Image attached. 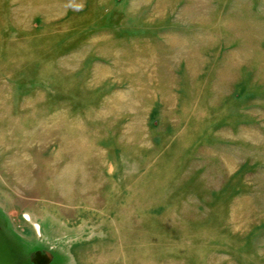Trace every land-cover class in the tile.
Here are the masks:
<instances>
[{"label":"rangeland","instance_id":"374dc122","mask_svg":"<svg viewBox=\"0 0 264 264\" xmlns=\"http://www.w3.org/2000/svg\"><path fill=\"white\" fill-rule=\"evenodd\" d=\"M0 135V264H264V0H0Z\"/></svg>","mask_w":264,"mask_h":264},{"label":"bare ground","instance_id":"6f19581e","mask_svg":"<svg viewBox=\"0 0 264 264\" xmlns=\"http://www.w3.org/2000/svg\"><path fill=\"white\" fill-rule=\"evenodd\" d=\"M165 6V5H164ZM172 8V7H171ZM24 9V8H23ZM168 9V8H167ZM27 10V9H26ZM55 11V10H54ZM57 11V10H56ZM161 12V11H160ZM25 13V12H24ZM161 14V13H160ZM27 15V14H26ZM30 16V15H29ZM161 16V15H160ZM186 16V14H185ZM47 17V16H46ZM51 17V16H49ZM189 19V18H188ZM194 19V18H193ZM25 25V24H24ZM251 27V26H250ZM168 36V35H167ZM206 39V38H205ZM166 41V40H165ZM164 41V42H165ZM180 45V44H179ZM176 46V45H175ZM188 46V45H187ZM174 48V47H173ZM175 49V48H174ZM180 50V49H179ZM102 53V52H101ZM183 53V52H182ZM192 53V52H191ZM196 53V52H195ZM194 54V52H193ZM188 55V54H187ZM191 55V54H190ZM179 56V55H178ZM182 56V55H181ZM189 56V55H188ZM197 56V55H196ZM233 56V55H232ZM236 56V55H235ZM195 57V56H194ZM187 58V57H186ZM192 59V58H191ZM197 59V58H196ZM187 62V61H186ZM192 62V61H191ZM231 64V63H230ZM160 65V64H159ZM164 65V64H163ZM154 67V66H153ZM157 67V66H156ZM155 67V68H156ZM162 68V67H161ZM154 69V68H153ZM99 70V69H97ZM152 70V69H151ZM157 70V69H156ZM167 70H170V69H167ZM166 71V69H165ZM97 72V71H96ZM131 72V71H130ZM147 72V71H146ZM154 72V71H152ZM99 73V72H98ZM104 73V72H103ZM144 73V72H143ZM170 73V72H169ZM195 73V72H194ZM100 74V73H99ZM108 74V73H107ZM123 74V73H121ZM101 75V74H100ZM114 75V74H113ZM124 75V74H123ZM150 75V74H149ZM148 75V76H149ZM172 75V74H171ZM190 75V74H189ZM97 76V75H96ZM102 76V75H101ZM152 76V75H151ZM161 76H164L163 74ZM193 76V75H192ZM99 77V76H98ZM145 77V76H144ZM171 77V76H170ZM188 77V76H187ZM190 77V76H189ZM148 78V77H147ZM169 78V76H168ZM172 78V77H171ZM170 78V79H171ZM191 79V78H190ZM128 80V79H127ZM145 81V80H144ZM221 81H225V77L221 76ZM219 83L221 84V82L219 81ZM212 84V83H211ZM151 85V84H150ZM213 85V84H212ZM224 85V84H223ZM217 86V85H216ZM221 86V85H220ZM150 87V86H149ZM148 88V87H147ZM139 89V88H138ZM138 89L136 91H138ZM142 89V88H141ZM154 90V89H153ZM213 90V88H212ZM215 90H218V88H216ZM149 91V90H148ZM221 91V90H220ZM134 96V95H133ZM218 96V93L217 91L215 92L213 98H209V100H213L215 97ZM114 99V98H113ZM114 102V101H112ZM117 102V101H116ZM115 102V103H116ZM120 103L122 104V102L120 101ZM127 103V102H126ZM113 104V103H112ZM111 105V104H110ZM110 105H109V108H110ZM116 105V104H115ZM112 106V105H111ZM115 107V106H114ZM112 109V108H111ZM109 109V110H111ZM114 109V108H113ZM112 109V110H113ZM121 109V108H120ZM99 110V109H98ZM118 111V110H117ZM121 111V110H120ZM102 112V110L100 111ZM169 112V111H168ZM107 113V112H106ZM114 113V112H113ZM112 113V114H113ZM119 113V112H118ZM168 115V114H167ZM171 115V114H170ZM167 117V116H166ZM168 119V118H167ZM13 120L15 121V119L13 118ZM135 120V119H134ZM138 120V119H137ZM13 121V122H14ZM69 121V120H68ZM131 122L133 120H130ZM65 122V121H63ZM137 123V121H136ZM65 124V123H64ZM53 126H58V128L60 127V124L57 122V121H53ZM65 126V125H64ZM63 126V127H64ZM12 127V126H11ZM62 127V128H63ZM133 127V125H132ZM68 128V127H67ZM127 129V127H126ZM134 130V129H133ZM72 131V130H71ZM128 131V130H127ZM138 131V129H137ZM22 132V131H21ZM62 132V131H61ZM60 132V133H61ZM3 134V133H2ZM64 134V133H63ZM129 134V133H128ZM67 135V134H66ZM77 135V134H76ZM121 135V134H120ZM126 135V134H125ZM1 136V135H0ZM128 136V135H127ZM135 136V135H134ZM64 137V136H63ZM66 137V136H65ZM74 137V136H73ZM125 137V136H124ZM131 137V136H130ZM139 137V136H138ZM129 138V137H128ZM134 138V137H133ZM61 139V137H60ZM140 139V138H139ZM143 139V137L141 138ZM32 140V139H31ZM66 141V140H65ZM132 141V140H131ZM138 141V140H137ZM9 141H0V148H5L6 146V150L8 149V143ZM64 142V141H62ZM67 142V141H66ZM78 142V141H77ZM142 142V141H141ZM32 141H22L21 143H17L15 144V149L9 154L5 155V157H3L5 160V162L2 164L1 166V169H2V172L3 174L5 175V177H12L14 180L17 181L18 183V186H17V189L20 191V192H28V187H29V184H30V178H31V172L33 170V167L32 166V163L31 161H29V165L25 163V158L26 156L28 155L29 153V149H30V145H31ZM57 143V142H56ZM143 143V142H142ZM76 144V143H75ZM80 145V144H79ZM71 146V145H70ZM77 147V146H76ZM92 147V144L90 146V144H82L80 146L81 149L84 148V150L86 151H89V148ZM75 148V147H74ZM74 150H77V149H74ZM80 150V149H79ZM93 151V150H92ZM94 152V157L98 162H100V158L97 156L98 153L93 151ZM69 153V152H68ZM77 153V152H76ZM84 154H86V156H91V158H93L92 154L89 153V152H84ZM97 154V155H96ZM8 156V157H7ZM85 156V155H84ZM7 157V158H6ZM70 157V156H69ZM56 158V157H55ZM68 158V157H67ZM83 158V157H82ZM72 159V158H71ZM94 159V160H95ZM74 160V159H73ZM95 160V161H96ZM77 164V163H76ZM79 167V165H76ZM72 165L70 164H66L62 169L59 170V173L60 175H62V177H65L67 176L66 178H64V181L62 180L63 184L61 185V187L63 188V192H65V194H67V191L69 192L71 188H73L74 186V192L76 193H80L82 192L83 194H86V197H89V198H93L94 199V196H93V193L92 191H94L95 189V182L92 183L91 182V178L87 176V174H85L83 171H80L78 174L76 173L77 170H79V168H77V170H75L76 172L72 173ZM32 168V170H31ZM98 169V168H97ZM96 174V173H95ZM99 174V173H98ZM30 175V176H29ZM59 175V174H58ZM57 175V176H58ZM54 176V175H53ZM99 176V175H97ZM61 177V176H60ZM56 178V177H55ZM54 178V179H55ZM59 178V177H58ZM62 178H60V181H61ZM11 181V180H10ZM54 181V180H53ZM60 181H56V182H59ZM93 181V180H92ZM55 182V181H54ZM55 182V183H56ZM98 182V181H97ZM54 183V184H55ZM50 184V183H49ZM53 184V183H52ZM51 184V185H52ZM61 184V183H60ZM99 184V183H98ZM59 185V184H58ZM73 185V186H72ZM55 186V185H54ZM50 188V187H49ZM58 188V187H56ZM15 189V188H14ZM60 189V188H58ZM42 191L43 190V187L42 189H38V191ZM48 192L51 194L52 192V189H48ZM57 192V191H56ZM42 193V192H41ZM55 193V192H53ZM60 193V192H59ZM62 193V192H61ZM53 195V194H52ZM63 195V194H62ZM62 195H59V197L57 198V196H55L54 198L57 199L59 202H62V203H65L64 200H63V197ZM66 198V195L65 197ZM97 198V196H96ZM68 203V202H67ZM66 204V203H65ZM70 204V202H69ZM68 205V204H67ZM250 217V216H249ZM25 218L28 219L29 221L31 220L30 216L29 215H25ZM102 257V255H101ZM100 257V258H101ZM93 258V257H92ZM96 263V262H95Z\"/></svg>","mask_w":264,"mask_h":264},{"label":"flooded vegetation","instance_id":"af4514ba","mask_svg":"<svg viewBox=\"0 0 264 264\" xmlns=\"http://www.w3.org/2000/svg\"><path fill=\"white\" fill-rule=\"evenodd\" d=\"M44 256L43 254H39V255H34V257L32 258V264H45V261H44Z\"/></svg>","mask_w":264,"mask_h":264},{"label":"water","instance_id":"95a60500","mask_svg":"<svg viewBox=\"0 0 264 264\" xmlns=\"http://www.w3.org/2000/svg\"><path fill=\"white\" fill-rule=\"evenodd\" d=\"M40 253L39 252H37L36 254H35V256L36 255H39ZM43 256H44V261H45V264H47V263H49V261L51 260V255L49 254V253H44L43 254Z\"/></svg>","mask_w":264,"mask_h":264}]
</instances>
